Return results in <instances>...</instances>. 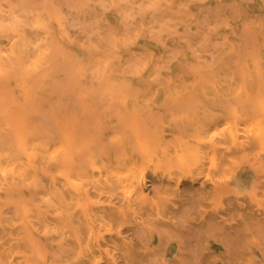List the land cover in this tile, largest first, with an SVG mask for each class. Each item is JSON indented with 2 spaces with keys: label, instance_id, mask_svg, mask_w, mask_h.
<instances>
[{
  "label": "rangeland",
  "instance_id": "1",
  "mask_svg": "<svg viewBox=\"0 0 264 264\" xmlns=\"http://www.w3.org/2000/svg\"><path fill=\"white\" fill-rule=\"evenodd\" d=\"M0 3L15 32L34 38L29 22L40 24L46 38L35 44L46 52L48 71L31 79L28 104L9 78L0 83L1 119L21 121L28 108L39 113L36 129L59 136L78 175L103 149L142 146L151 157L143 172L146 191L137 200L105 186L99 171L84 176L92 217L70 214L61 227L26 229L33 264H264V155L241 152L226 169L213 159L221 152L216 128L238 106L251 105L264 85V0ZM105 19H120L114 28L146 45L139 70L124 63L130 83L113 91L93 72L83 85L80 61L61 33L64 26L77 40L92 38ZM230 79L247 86L245 100H224ZM95 88L100 93L92 96ZM9 193L28 196L19 187Z\"/></svg>",
  "mask_w": 264,
  "mask_h": 264
},
{
  "label": "bare ground",
  "instance_id": "2",
  "mask_svg": "<svg viewBox=\"0 0 264 264\" xmlns=\"http://www.w3.org/2000/svg\"><path fill=\"white\" fill-rule=\"evenodd\" d=\"M165 1L174 5L179 3V0ZM18 10L21 15L23 9ZM4 15L5 8L0 3V27L8 29L7 33L0 32V83L9 78L11 85L22 92L23 100L28 104L33 90L31 79H44L48 75L46 52L35 44L38 39H45L46 35L34 20L29 22L34 35L37 33L34 38L15 32L14 26L5 22ZM120 24V19H105L94 37L84 40L75 39L66 27L61 28L62 36L80 61L77 75L84 86L89 85V75L93 72L108 89H121L130 83L129 69L124 63L129 62L131 69L139 70L138 64L144 60L146 45L138 37L124 36L123 32L114 28ZM120 40L125 42V47L118 45ZM97 45L101 46L100 50L96 48ZM230 80L232 89L223 93L224 100H245L247 86ZM181 84L185 86L189 82L184 80ZM254 92L251 105L238 106L236 116L222 121L216 128L221 152L218 155L214 153L213 159L215 165L222 169L236 165L241 152L253 156L264 155V85H258ZM99 93L97 88L90 92L92 96ZM99 98L109 101L104 97ZM31 109L26 110L21 121L3 120L0 116L2 264H33L32 250L26 246L24 237L29 227L36 224L61 227L70 214L92 217L93 198L81 187L80 180L84 176L99 171L98 176L105 186L130 193L136 200L146 191L143 172L151 157L145 147L136 150L120 147L113 152L103 149L99 153H92L90 159L84 162L85 172L78 175L69 165L65 143L52 132L38 131L36 127L40 114ZM218 157L220 160L216 161ZM17 187L25 188L28 196L12 198L9 189ZM137 207L141 209L142 206L137 204ZM259 207H264V199L259 201ZM101 220L107 225L112 222L107 214H101ZM85 247L88 257L93 259L92 251Z\"/></svg>",
  "mask_w": 264,
  "mask_h": 264
}]
</instances>
